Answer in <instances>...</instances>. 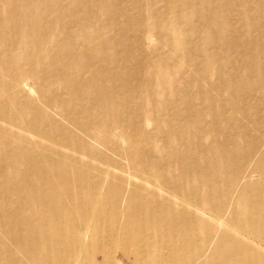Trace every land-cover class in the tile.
Instances as JSON below:
<instances>
[{
  "label": "bare ground",
  "instance_id": "bare-ground-1",
  "mask_svg": "<svg viewBox=\"0 0 264 264\" xmlns=\"http://www.w3.org/2000/svg\"><path fill=\"white\" fill-rule=\"evenodd\" d=\"M119 255L264 264V0H0V264Z\"/></svg>",
  "mask_w": 264,
  "mask_h": 264
},
{
  "label": "rangeland",
  "instance_id": "rangeland-1",
  "mask_svg": "<svg viewBox=\"0 0 264 264\" xmlns=\"http://www.w3.org/2000/svg\"><path fill=\"white\" fill-rule=\"evenodd\" d=\"M133 15L137 16V12H135ZM163 49H164V50H163ZM161 52H162V53H168V52L171 53V52L169 51V48H168L167 46H163V48L161 49ZM166 67H169V66H166V65H164V66H160V67L153 66V67L151 68V70H152L154 73H157L160 69H163V68H166ZM213 81H215V80H213ZM118 257H119V259H121V260L124 262V264H130V261L123 260V256H122V255H119Z\"/></svg>",
  "mask_w": 264,
  "mask_h": 264
}]
</instances>
